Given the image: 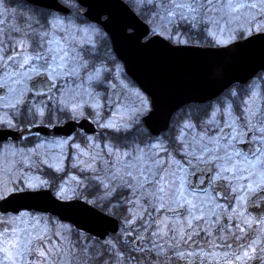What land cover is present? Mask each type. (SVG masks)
Wrapping results in <instances>:
<instances>
[{"label": "snow or ice", "instance_id": "snow-or-ice-1", "mask_svg": "<svg viewBox=\"0 0 264 264\" xmlns=\"http://www.w3.org/2000/svg\"><path fill=\"white\" fill-rule=\"evenodd\" d=\"M38 5L0 0V264H264V94L248 83L264 62L236 72L264 43V0ZM117 39L195 56L166 82L174 102Z\"/></svg>", "mask_w": 264, "mask_h": 264}, {"label": "water", "instance_id": "water-1", "mask_svg": "<svg viewBox=\"0 0 264 264\" xmlns=\"http://www.w3.org/2000/svg\"><path fill=\"white\" fill-rule=\"evenodd\" d=\"M36 2L41 5H47L50 3V0H36ZM85 4H91L93 12L96 15L114 10V0H85ZM90 22L96 23L95 20H90ZM116 47L117 51L121 52L122 55H125L129 59L130 70L135 76L143 80L149 86L160 89L166 107L176 99V97L165 89L166 82L174 74V70L178 67L191 70L194 69L195 66L194 55L180 56L160 50L145 55L131 49H125L119 39L116 41ZM112 48L115 53V45H113ZM262 62H264V43L256 42V44L249 49L248 54L239 61L236 72L238 74H244L254 68H258ZM253 78L254 77H252L251 80ZM132 79L135 80V77H132ZM208 95V92H201L199 94L185 95L180 99L186 101L187 105L191 103H205L209 101L207 99ZM161 119H163V115ZM51 131L52 130L41 131L40 135L51 136ZM97 131L98 130L94 128L89 134H94ZM70 215L73 219L84 225V228L101 226L94 221V218L84 215L79 209L73 210Z\"/></svg>", "mask_w": 264, "mask_h": 264}, {"label": "rangeland", "instance_id": "rangeland-1", "mask_svg": "<svg viewBox=\"0 0 264 264\" xmlns=\"http://www.w3.org/2000/svg\"><path fill=\"white\" fill-rule=\"evenodd\" d=\"M77 23H80V22L77 21ZM98 46H99V44L97 45V49H98ZM256 83H257V84L259 83V79L256 81ZM91 135H92V134H91ZM49 151H50L51 153L55 154V153H58V152L60 151V149L53 147V148L49 149ZM68 162H70V166H71V160H69V161L67 160V161H65L66 167H67V165H68V164H67ZM70 169H71V168H70ZM69 174H70V175H71V174H76V171H75V170H71Z\"/></svg>", "mask_w": 264, "mask_h": 264}, {"label": "flooded vegetation", "instance_id": "flooded-vegetation-1", "mask_svg": "<svg viewBox=\"0 0 264 264\" xmlns=\"http://www.w3.org/2000/svg\"><path fill=\"white\" fill-rule=\"evenodd\" d=\"M258 79H254V80H252V81H257ZM252 81H250V82H248V83H251ZM259 87H260V91H261V93L262 94H264V81H261V80H259ZM208 103V102H207ZM207 103H202V104H207ZM190 105H200V104H196V103H193V104H190ZM187 110V109H186ZM42 137H47V136H42ZM48 139H51L52 138V136H48L47 137ZM69 161V160H68Z\"/></svg>", "mask_w": 264, "mask_h": 264}, {"label": "trees", "instance_id": "trees-1", "mask_svg": "<svg viewBox=\"0 0 264 264\" xmlns=\"http://www.w3.org/2000/svg\"><path fill=\"white\" fill-rule=\"evenodd\" d=\"M23 2V0H21V3ZM79 21V20H78ZM80 22V21H79ZM104 53H105V49L101 46V45H99L98 46V49H96V51L94 52V55L95 56H98V57H100V58H105V55H104ZM114 54V53H113ZM69 168V167H68ZM70 169V168H69Z\"/></svg>", "mask_w": 264, "mask_h": 264}, {"label": "clouds", "instance_id": "clouds-1", "mask_svg": "<svg viewBox=\"0 0 264 264\" xmlns=\"http://www.w3.org/2000/svg\"><path fill=\"white\" fill-rule=\"evenodd\" d=\"M58 2L62 3L63 0H58ZM38 7H42V5H38Z\"/></svg>", "mask_w": 264, "mask_h": 264}]
</instances>
